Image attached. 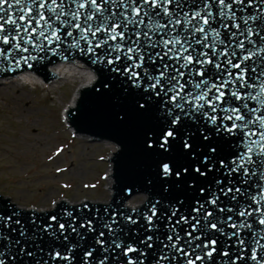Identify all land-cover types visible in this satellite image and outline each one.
Here are the masks:
<instances>
[{
    "label": "snow or ice",
    "instance_id": "1",
    "mask_svg": "<svg viewBox=\"0 0 264 264\" xmlns=\"http://www.w3.org/2000/svg\"><path fill=\"white\" fill-rule=\"evenodd\" d=\"M10 11L18 13L16 18ZM54 43L56 47H51ZM61 44L66 48L61 50ZM0 45L8 46H0V71H15L21 60L32 67L28 61L37 59L36 56L16 58L14 55L16 51L28 53L29 47L25 45L33 51L52 55L75 49L92 63L101 65L99 71L110 70L123 77L120 91L127 94L132 88L143 87L144 94L136 99L135 108L142 115L155 110L159 113L156 118L162 121L158 134L150 128L144 132L145 149L165 156L179 151L191 160L197 155L200 157L196 165L179 163L172 158L157 162L156 175L162 181L165 194L181 185L196 188L197 177L207 179L217 164L227 170L229 177L233 173L238 176V180L230 179L228 184L217 178L215 189L209 182L208 198L195 201L193 215H180L173 222L179 209L171 210L170 215L165 213L168 224L163 239L144 235L138 244L125 241L119 236L122 229L118 228L120 221L114 213L102 225L109 241L101 239L105 236L104 230L96 240L104 254L97 258L95 250L89 249L84 253V264H125V261L145 264L147 250L153 249L156 242L162 250L149 264L177 258L182 264H197V261L214 264L216 255L227 258L223 264H237L238 260L245 259L243 255L234 257L229 247H237L240 252L250 250L247 258L255 264H264V256L259 255L264 252V243H261L264 207L259 206L264 201V183L254 185L260 189L258 197L237 186L248 184L257 174L264 182V81L258 86L255 83L264 77V55H260L264 53V0H192L191 5L188 0H0ZM122 57L131 63L123 69L113 66ZM2 61H7V68ZM147 64L156 65L155 71L148 69ZM110 86L109 81L103 84L105 89ZM252 101L256 102L255 106H250ZM201 120L209 126L197 127ZM237 132L242 136L243 150H238L227 164L224 159L217 160L214 134L234 136ZM197 135L202 137V143L194 146ZM147 183L151 185L152 181ZM197 191L204 195L206 189L201 186ZM221 195L234 201V206H221ZM241 196L249 203H241ZM160 202L150 201L143 212L133 209L137 216H143L146 232L158 231L154 218L159 215ZM176 202L183 204L179 196ZM87 207L85 204L84 208ZM226 212L234 213L239 220L233 215L217 214ZM57 219L55 215L49 217L53 223ZM121 219L131 225L139 223L131 214L122 213ZM12 223L20 226L21 238L27 235L20 219L13 221L12 215H0V243L11 240L5 236L4 229L17 231L11 227ZM53 223L45 225L43 231L52 229ZM178 226L183 227V235ZM58 227L63 235L66 225L59 223ZM68 227L76 232L74 225ZM80 227L95 230L91 220L81 223ZM226 227L233 231H226ZM241 230H246L248 236ZM217 235L232 244L219 248ZM64 239L68 237L65 235ZM12 243L17 248L7 255L5 248L9 245L5 243L0 248V264L34 258V253L20 239ZM74 249L75 245H69L66 254L53 250L48 255L52 260L71 262L74 257L70 253ZM137 253L138 256L134 255ZM35 264L41 262L36 260Z\"/></svg>",
    "mask_w": 264,
    "mask_h": 264
},
{
    "label": "water",
    "instance_id": "2",
    "mask_svg": "<svg viewBox=\"0 0 264 264\" xmlns=\"http://www.w3.org/2000/svg\"><path fill=\"white\" fill-rule=\"evenodd\" d=\"M189 5H191L192 0H188ZM15 7V6H14ZM10 15L16 18L18 13L10 11ZM66 31V30H65ZM70 42V39L69 41ZM82 46L84 45L81 42ZM3 46V45H0ZM29 47V52H14L16 58L23 56H36L37 59L29 60L28 63L32 64L29 68L27 63L23 60L20 61L19 67L15 68V71H0V78L9 77V75H14L20 71L31 70L40 74L44 80L48 81L52 76H58L56 73L49 69V65L56 61L69 60L78 58L85 62L90 68L95 72L94 79L87 85L83 86L73 105L66 107V117L68 123L73 127L74 131L77 133H82L83 135L90 136L88 139L92 140H109L116 144V148L111 152L108 160L111 162V193L107 200H93V199H80L77 201H69L65 197H60L56 199L49 207L36 208L33 206L21 205L11 199V196L0 192V215H12L13 221L20 219L22 225L27 230V235L23 238L19 235L20 226L15 223L11 224L12 228H16V232H12L11 229H4V234L10 237V241L0 243V248L5 247V243L9 247L5 248V254L9 251H15L17 246L12 243L13 241L20 239L23 245H26L29 251L34 253V258H27L23 262L17 260L15 262L7 260L6 264H35L36 260H39L41 264L45 260L48 264H84V253L89 249H94V256L99 258L104 253H102L101 246L96 243L99 232L101 230L105 231V236L102 237L104 241H109V235L106 229H102V225L105 220H111L112 215L115 213L116 218L120 221L118 226L119 236L128 242H135L138 244L139 240L144 235H153L159 239H163L167 235L165 225L168 224V215L171 214V210L179 209L177 216L173 217V222L179 218L180 215L191 216L194 213L192 208L197 199L204 201L208 198V188L209 182L211 183V188L215 189L217 186L214 181L217 178L224 180L225 184L228 181L238 180L236 173H233L229 177L227 170L225 168H220L217 164L212 173L209 174L207 179L197 177L196 188H187L181 185L180 188L173 187L172 191L165 194L161 189L162 181L156 175V164L160 159H175L179 163L196 165L199 162V155L195 160H191L186 154L180 153L179 151L168 154L167 156L163 154H157L146 150L144 147V132L147 129H151L153 133L158 134L162 127V121L158 120L156 117L159 115L155 110L153 112L142 115L135 108L136 99L144 94L143 87L140 89L132 88L126 94L120 91L121 83L123 82V77L118 73H113L110 70L99 71L102 67L99 64L92 63L91 59L87 56L81 55L77 50L71 49L64 51L62 55H52L50 52H37L33 51L31 46ZM8 47V46H3ZM51 47H56L54 43ZM66 48L65 44L60 45V49ZM100 50L97 49V52ZM264 55V53H260ZM39 57H45L40 59ZM67 57V58H64ZM255 59V58H254ZM2 60V58H0ZM5 68H7V61H2ZM128 61L121 58L115 65L123 69L126 64H130ZM159 61H157V64ZM13 67H15V61H13ZM146 67L152 71H155L156 65L147 64ZM137 71H141L137 69ZM236 71V70H234ZM105 81H109L111 86L108 89L103 87ZM114 81V82H113ZM261 81H264V77L255 83L257 86ZM147 83V81H145ZM258 90V88L256 89ZM255 91V90H254ZM157 100L160 98L157 97ZM256 102H250V106H255ZM217 115H222V113H216ZM123 119H120V117ZM186 123L191 124L192 121H186ZM229 123L230 122H227ZM197 127H208L209 125L201 120ZM202 137L197 135L194 139V146L200 145L202 143ZM257 139V137H253ZM242 136L239 132L236 135L221 133L220 136H213V142L218 146V152L216 154V159H224L227 164L233 156L238 152V150H243L240 147V142ZM258 150V149H257ZM251 167V166H249ZM185 179H189L185 177ZM148 180L152 181V184L147 183ZM258 183H264L259 180V175L251 177L248 184L240 183L237 186L242 189H246L248 193H256L257 197L259 195L260 189L254 185ZM205 187L206 191L204 195H201L197 189L199 187ZM231 186V185H229ZM143 195L142 200L130 204V199L136 195ZM231 195V194H230ZM240 195V194H237ZM179 196L183 200V204L176 202V198ZM241 203H249V201L243 196L240 197ZM160 200V204L157 205L158 217L154 218L156 225L158 226V231L146 232V224L143 216H137L133 213V209L138 212H143L147 210V206L150 201ZM221 206H234L235 202L229 198H225L221 195ZM87 204L88 207L84 208ZM255 206V205H254ZM260 207H264V201H261ZM107 209V211H105ZM214 210V209H213ZM18 213V215H14ZM71 213V216L67 215ZM133 215L134 219L139 221L136 225H131L125 223L121 219V214ZM218 215H233L234 219L239 220L234 213H217ZM55 215L57 216L56 222H51L49 217ZM91 220L95 228L94 231H89L86 227H80L81 223ZM35 221V223H33ZM48 223H53V228L49 229L47 232L43 231V227ZM59 223H64L66 229L61 235L59 230ZM74 225L76 227V232H73L68 225ZM114 227H117L114 225ZM186 227V226H185ZM259 228L260 226L257 225ZM178 230L183 235V227L178 226ZM226 231H233L226 227ZM245 236H248L246 230H241ZM68 239L65 240L64 236ZM219 240L218 247L224 248L227 245H231L232 241H227L224 236L217 235ZM200 241H197L199 243ZM264 243V240H261ZM69 245H75V249L70 253L74 257L71 262L65 260H52L50 259L48 253L53 250H59L62 254L67 253ZM143 248V245H139ZM162 250L161 244L156 242L153 249H148L149 256L145 260V264H149L152 257ZM229 252L236 255H243L245 259L238 260L237 264H255L247 257L251 255L250 250L240 252L237 247H229ZM119 251V250H118ZM139 255V253L134 254ZM260 256H264V252H259ZM226 257H221L216 255L214 258V264H223ZM121 261H125L124 257H120ZM126 264V261H125ZM162 264H182V261L177 258L175 261H163ZM197 264H200L197 261ZM205 264H208L205 261Z\"/></svg>",
    "mask_w": 264,
    "mask_h": 264
},
{
    "label": "rangeland",
    "instance_id": "3",
    "mask_svg": "<svg viewBox=\"0 0 264 264\" xmlns=\"http://www.w3.org/2000/svg\"><path fill=\"white\" fill-rule=\"evenodd\" d=\"M78 83L59 80L50 88L0 82V192L18 204L44 208L60 197H110L108 156L114 146L74 135L63 120ZM142 198L136 194L130 202Z\"/></svg>",
    "mask_w": 264,
    "mask_h": 264
},
{
    "label": "bare ground",
    "instance_id": "4",
    "mask_svg": "<svg viewBox=\"0 0 264 264\" xmlns=\"http://www.w3.org/2000/svg\"><path fill=\"white\" fill-rule=\"evenodd\" d=\"M49 69L56 73L58 76H52L48 81L44 80L43 77L31 70H24V71H20L14 75H9V77H5V78H0V82H5L6 80H10V81H19L22 80V82H30V83H37V80L41 83H43L42 85L45 84V86L53 88L55 86V82L59 81V80H77L79 83L75 88V91L70 99V101L64 106L63 109V114H64V118L66 116V107L68 108L69 106L73 105L76 97L79 94L80 89L89 84L95 77V72L92 68H90L85 62L81 61L78 58H74V59H69V60H61V61H56L54 63H51L49 65ZM51 80V82H49ZM49 82V83H46ZM67 126L70 127L71 130H73V128L71 127L70 124H68L66 122ZM74 135H83L82 133H77L72 131ZM87 138H90V136H86ZM105 142H107L108 144L113 147V150L116 148V144L113 141H109V140H103ZM113 145H112V144ZM112 150V151H113ZM111 166V165H110ZM111 168L109 169V174L107 176V179L110 182V191H111V183H112V176L110 174ZM130 204H132L131 202H129ZM30 207V206H29ZM34 207V206H33ZM38 208V207H36Z\"/></svg>",
    "mask_w": 264,
    "mask_h": 264
}]
</instances>
